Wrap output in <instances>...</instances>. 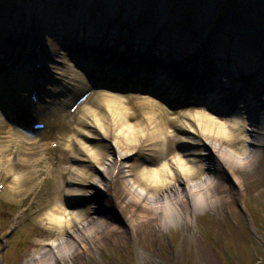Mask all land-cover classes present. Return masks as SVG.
<instances>
[{
	"label": "bare ground",
	"instance_id": "1",
	"mask_svg": "<svg viewBox=\"0 0 264 264\" xmlns=\"http://www.w3.org/2000/svg\"><path fill=\"white\" fill-rule=\"evenodd\" d=\"M163 2L159 0L156 11L146 17V8L141 0H128L130 9L117 7V3L107 0L103 17L101 8L86 0H79L77 8L64 5L60 0L54 6L43 0L34 1L35 6L29 5L26 0H0V65L3 62L1 57L30 60L35 47L41 45L50 57L48 72L59 77V82L65 88L64 93L71 94L69 102L77 99L85 89H80L75 82L76 77L64 70V65L75 75H80V80L84 75L74 60L87 63L85 67L88 68L92 66L91 58L96 56L110 72L117 70L124 73L130 68V71L133 69L132 80L147 75L146 78L142 77V83L153 81L159 93L174 91L172 93L182 96L184 93L177 92L174 87L186 86L192 82L193 73H202V68L194 71L200 66L193 67L195 62L201 64L203 60L202 53L197 51L200 39L194 33L183 35L191 32L189 29H184L181 37H175L177 33L171 24H168V29H161L162 20L167 18ZM131 25L135 30L133 34ZM153 31L156 36L152 35ZM52 40L56 44H52ZM211 42L212 38L203 40L204 51L209 52L206 47ZM227 43L220 41L222 47L219 45L217 48L218 57L223 60L221 66L227 70L230 54L234 55V51L238 53L237 56L235 53L238 65L235 64L232 69L236 77L244 75L239 66H243L245 74L256 77L257 81L254 82L253 78L249 88L253 94L249 100L255 106L260 101L259 96L264 93L262 50L253 42H248V46L247 41L230 50ZM156 45L158 57L164 59L166 65L160 75L145 60L148 50ZM88 51L91 53L87 54ZM166 53H171V59L174 58L172 62ZM63 59L68 62L64 63ZM214 65L220 67L219 63ZM87 71L93 75L99 69ZM258 76H261L259 80ZM226 77L223 75V80L219 79L218 88L229 85ZM212 81L202 82L200 89L211 87ZM83 85L88 87L85 82ZM195 91L200 93L199 90ZM203 94L200 101H210L212 112L224 114L231 110L226 107L223 110L220 103L224 98L233 97L234 93L218 96L214 100L213 94L210 96L208 91H203ZM96 97L98 102L93 103L96 106L94 109L85 107L80 110L77 127L67 145L66 152H70L76 161L71 169L61 170L69 175L64 195L65 208L54 205L43 212L46 221L44 229L51 236L38 240L39 250L32 252L22 264H63L78 253L89 252L93 241L100 239L99 231L111 229L109 218L106 220L102 217V208L103 205L109 206L106 193L120 179L123 180L119 184L122 185L123 196L117 199L126 207L133 203L134 208L143 210L139 215L133 209L124 226L136 233L148 222L156 220L160 227L189 223L202 207H210L214 203L227 204L229 189L222 182L224 174L221 175L220 170L226 169L234 182L240 185L238 172L252 171L264 155V114L259 112L258 106L248 110V107L236 103L231 106L234 117L223 121L212 113L198 110L181 111L177 117L169 118L167 111L156 113V99L143 97V121L131 126L128 123L135 116L124 107L127 99L107 93H98ZM99 109H103V112L97 111ZM168 127L172 130L169 131ZM80 135L83 138L77 139ZM14 140L18 148L26 143L20 137ZM95 140L103 144L86 145ZM175 144L177 149L188 147V153L184 155V151L180 150L167 159L172 154L171 146ZM106 146L107 152L104 151ZM77 160L81 161V165ZM15 188L14 193L20 196L23 189L19 186ZM96 199H99L98 205L92 213L90 205L87 210L84 209V205L92 204Z\"/></svg>",
	"mask_w": 264,
	"mask_h": 264
},
{
	"label": "rangeland",
	"instance_id": "2",
	"mask_svg": "<svg viewBox=\"0 0 264 264\" xmlns=\"http://www.w3.org/2000/svg\"><path fill=\"white\" fill-rule=\"evenodd\" d=\"M86 1L98 7L107 2ZM109 1L117 3L119 7L128 5V0ZM141 3L152 14L156 11L159 0H141ZM163 3L168 20L184 17L191 10L199 25L201 22L203 26L204 22L207 31L225 28L224 24L228 22L226 31L235 32L248 28L247 31H251L253 35L262 34L259 44L264 48V0H164ZM206 13H210L207 19L204 16ZM247 31L245 33L248 34ZM63 62L68 61L63 59ZM65 69L75 77L64 65ZM139 97L140 95L128 96L124 100V107L135 116L128 123L131 126L143 121V98ZM97 99L95 95L90 98L98 102ZM85 107L94 109L96 106L89 101ZM100 110L103 112V109L97 111ZM155 110L156 113L167 111L169 118L177 117L181 113H172L160 103ZM193 110L206 112L200 107L192 108ZM220 120L223 121V118ZM74 126L75 124L68 134L53 140L58 144L55 148H51L49 142H34L31 149L27 144L20 150L10 146L14 136L10 135L8 127L0 126V264H22L32 252L39 250L38 240L51 236L44 229L43 224L46 221L43 212L54 205L65 208L64 195L69 175L61 170L69 167L71 169L76 161L70 162L71 155L64 150L67 148L69 136L76 128ZM168 128L169 131L172 130ZM78 138L83 137L80 135ZM95 143L103 144L102 141L95 140L86 145L93 146ZM171 148L172 154L167 159H171L177 152L174 146ZM104 149L107 152L108 147ZM182 150V154L188 153V148ZM12 157L14 161L10 164ZM63 159L64 162L60 163ZM77 161L81 165V161ZM255 166L252 171L238 172L240 185L234 182L226 169L220 170L221 175L224 174L222 182L229 189L227 204L214 203L210 207H202L189 223H173L160 227L156 220L148 222L136 233L124 226L133 209L139 215L143 210L134 208L133 203L126 207L117 199L123 196L122 185H119L123 180L120 179L106 193L109 206L103 205L102 208L104 216H101L104 219L109 218L111 229L104 228L103 232L99 231L100 239L93 241L89 252L78 253L63 264H264V155ZM6 170H10L8 175ZM16 186L23 189L20 196L14 193ZM98 201L96 199L92 204H83L84 209L87 210L90 205L92 213ZM26 208L29 209L25 211Z\"/></svg>",
	"mask_w": 264,
	"mask_h": 264
},
{
	"label": "water",
	"instance_id": "3",
	"mask_svg": "<svg viewBox=\"0 0 264 264\" xmlns=\"http://www.w3.org/2000/svg\"><path fill=\"white\" fill-rule=\"evenodd\" d=\"M168 28H169V27H168ZM168 28H166V29H168ZM166 29H165V30H166ZM180 33H181V32H180Z\"/></svg>",
	"mask_w": 264,
	"mask_h": 264
}]
</instances>
